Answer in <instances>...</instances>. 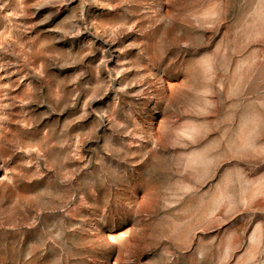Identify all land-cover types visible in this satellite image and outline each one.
I'll return each instance as SVG.
<instances>
[{
	"label": "clouds",
	"instance_id": "1",
	"mask_svg": "<svg viewBox=\"0 0 264 264\" xmlns=\"http://www.w3.org/2000/svg\"><path fill=\"white\" fill-rule=\"evenodd\" d=\"M0 264H264V0H0Z\"/></svg>",
	"mask_w": 264,
	"mask_h": 264
},
{
	"label": "rangeland",
	"instance_id": "2",
	"mask_svg": "<svg viewBox=\"0 0 264 264\" xmlns=\"http://www.w3.org/2000/svg\"><path fill=\"white\" fill-rule=\"evenodd\" d=\"M73 3H76V0H73ZM73 5L72 4H69L67 5V7L71 8ZM64 14V6L62 5L61 6V10H60V15H63ZM57 19V17H53V20ZM77 39H82V37H79Z\"/></svg>",
	"mask_w": 264,
	"mask_h": 264
}]
</instances>
